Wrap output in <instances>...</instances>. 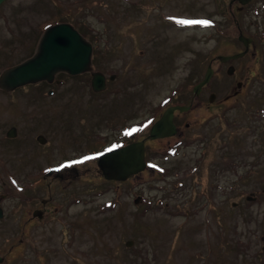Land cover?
I'll use <instances>...</instances> for the list:
<instances>
[{"label": "rangeland", "instance_id": "1", "mask_svg": "<svg viewBox=\"0 0 264 264\" xmlns=\"http://www.w3.org/2000/svg\"><path fill=\"white\" fill-rule=\"evenodd\" d=\"M228 2L0 4V71L32 55L42 30L56 21L81 22L99 37L92 40L97 51L87 72L66 75L62 82L59 72L50 84L13 90L0 86V264H216L218 258L219 264H264V47L253 54L258 45L251 43L240 57L217 59L243 48ZM238 4L237 18L264 39V3L247 14ZM209 64L212 74L195 96L191 87ZM93 68L117 78L90 96ZM172 100L188 105L174 112L177 132L149 140L146 147L154 144L147 157L163 171L142 170L114 189L118 181L107 180L90 163L35 183L43 166L93 147L92 138L73 131L81 105H88L80 118L85 127L100 117L115 121L120 114V120L133 109L146 113L156 106L157 115ZM97 128L106 130L102 124ZM15 129L20 135L5 139ZM38 133L46 142L36 140ZM178 139L183 143L178 155L157 158L160 146ZM226 144L231 155L222 156ZM49 194L56 198L38 225L32 209L44 208L41 198ZM222 241L225 253L218 257Z\"/></svg>", "mask_w": 264, "mask_h": 264}, {"label": "water", "instance_id": "2", "mask_svg": "<svg viewBox=\"0 0 264 264\" xmlns=\"http://www.w3.org/2000/svg\"><path fill=\"white\" fill-rule=\"evenodd\" d=\"M1 1L2 0H0V2ZM240 38H243L245 44L247 45V39L243 35H240ZM244 52L245 50L230 55L219 54L218 58L220 61H225L242 55ZM91 53V42L86 39L71 23L66 21L55 22L48 25L43 30L38 39L36 50L32 55L3 69L0 73V86L5 89H13L16 86L44 78L51 80L54 77L55 72L59 70H65L72 74L78 73L89 68ZM229 69L231 70L232 66H230L228 70ZM212 71V67L209 64L204 77L193 87V91L195 93L200 90L203 83L208 81ZM91 84L93 89H100L104 85L101 72H93ZM213 96L214 94H211L209 99L212 100ZM174 108L184 110L187 109L188 106L176 104L167 107L160 119L152 125L150 131L151 136L170 134L174 131V125L172 123ZM39 140L44 141V138L39 136ZM136 148L137 153L135 154L134 150ZM142 151L143 148L141 143H133L121 149L108 151L101 155L100 158L101 160L113 158L120 159L121 165H124L128 169L131 166L126 163V157H133V159L137 161V165L133 168H138L141 164L143 165ZM121 173L122 171L119 172L117 176L116 174L113 176L122 177L123 174ZM105 175L107 177L112 176V174L109 173H105Z\"/></svg>", "mask_w": 264, "mask_h": 264}, {"label": "flooded vegetation", "instance_id": "3", "mask_svg": "<svg viewBox=\"0 0 264 264\" xmlns=\"http://www.w3.org/2000/svg\"><path fill=\"white\" fill-rule=\"evenodd\" d=\"M254 1H259V0H249L248 2L244 3L243 5L238 4L236 6V8L237 7L241 8L242 10H240V12L244 11V13H245V11H247L246 12V14H247V13H249V10H251L253 8L254 3H252V2H254ZM229 4H230L229 11H230L231 15L233 16V19L235 22V27L237 29V33L239 34L240 32H242V34L244 36L251 38L250 40H248V44H247L248 49H249L251 43L252 44L254 43V44H257L258 47L256 50L253 51V54L258 53L259 47H261V48H259V53L261 51H263L264 39L261 40V35L258 34L257 31H255L254 29L251 28V24L245 22L243 19H241V21H240L237 18L236 14H238V13L236 12L235 5H233V0H229ZM236 37L243 44V48L239 49V51H241L242 49H244L246 47V45L244 44L243 39H239L238 35ZM260 40H261V42L259 44ZM248 49H247V51H248ZM239 83L241 84L242 82L238 80L236 82V85L241 86V85H238ZM157 110L158 109H156V106L150 107V109L147 110L146 113H143L141 110L133 109L129 113H127L122 119H120V120L116 119L115 121H112V120L107 119V118H102V117L96 118L95 122L92 123L91 127L86 129L84 132H85V135H88V136L90 135V137H92V140L95 142V144H96V141L99 139L100 136L105 135L101 141L102 144L97 145L102 151H104L106 149L118 147V146H121V145L129 143V142L140 141V140L144 141V148L146 150V147L148 145V141L153 140L147 136L148 135V125H149L148 118L152 117V118L157 119L161 115L160 113H162L160 111L159 114L156 117H154ZM130 116H134V118L128 122L127 117H130ZM144 116H147V118L143 122ZM118 117H120V114ZM174 120H177V119H174ZM115 123H116V125H115ZM100 124L105 126V128H106L105 131L98 130L97 126ZM185 124L187 127L188 123H185ZM132 129H136V131L133 132L131 135L125 134L127 131H130ZM158 138H164V137H156L154 139L156 140ZM179 142H182V141H179ZM115 169H116L115 166L108 167L109 171H113ZM96 170H99L98 167ZM49 197H51V194L49 195Z\"/></svg>", "mask_w": 264, "mask_h": 264}, {"label": "trees", "instance_id": "4", "mask_svg": "<svg viewBox=\"0 0 264 264\" xmlns=\"http://www.w3.org/2000/svg\"><path fill=\"white\" fill-rule=\"evenodd\" d=\"M74 24L79 28V30L80 31H82V32H84L85 34H87L92 40H94V39H98L99 37L98 36H94V35H92L91 34V32H89L88 30H86L84 27H83V25H82V23L81 22H77V23H75L74 22ZM97 51V50H96ZM12 63H14V62H11V63H9L8 65H10V64H12ZM66 75H68V74H66ZM66 75L64 76V77H66ZM78 74H76V75H68V76H71V77H74V76H77ZM198 81V80H197ZM196 81V82H197ZM218 245V244H217ZM224 244H223V241H222V245H220L219 247L217 246L216 247V249H218L217 251H216V255L218 256V257H221V255H223L225 252H224V250H225V248H224V246H223ZM226 249H227V247H226ZM221 262V260H220V258H218L217 259V261L215 262L216 264H219Z\"/></svg>", "mask_w": 264, "mask_h": 264}, {"label": "snow or ice", "instance_id": "5", "mask_svg": "<svg viewBox=\"0 0 264 264\" xmlns=\"http://www.w3.org/2000/svg\"><path fill=\"white\" fill-rule=\"evenodd\" d=\"M179 23L182 24H207L209 23L208 21H179ZM136 129H132L130 131H127L125 134L126 135H131L133 132H135ZM93 157H85L84 159H92ZM82 161H74L73 163H80Z\"/></svg>", "mask_w": 264, "mask_h": 264}]
</instances>
